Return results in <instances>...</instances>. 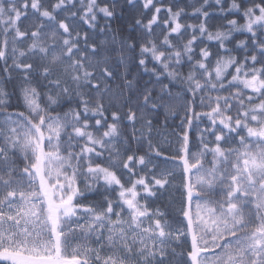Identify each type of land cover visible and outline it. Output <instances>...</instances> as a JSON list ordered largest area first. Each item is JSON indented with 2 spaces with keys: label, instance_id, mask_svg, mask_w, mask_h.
<instances>
[{
  "label": "snow or ice",
  "instance_id": "obj_1",
  "mask_svg": "<svg viewBox=\"0 0 264 264\" xmlns=\"http://www.w3.org/2000/svg\"><path fill=\"white\" fill-rule=\"evenodd\" d=\"M0 264H264V0H0Z\"/></svg>",
  "mask_w": 264,
  "mask_h": 264
},
{
  "label": "trees",
  "instance_id": "obj_2",
  "mask_svg": "<svg viewBox=\"0 0 264 264\" xmlns=\"http://www.w3.org/2000/svg\"><path fill=\"white\" fill-rule=\"evenodd\" d=\"M181 3L184 2V0H180ZM123 3V0H121V4ZM134 16H139V13L136 10H132V9H126L124 12H120L119 9H117V17L114 18L112 21H110L111 26L113 31L116 32H122L124 34V36H128V35H135V33H132L131 31V25L133 22V17ZM189 23H195L194 20H189ZM101 25H103L105 23L104 20L100 21ZM111 34H109L110 36ZM109 37H106L104 34H99L96 39L97 41H101V40H105ZM243 36H237V39H243ZM129 68L131 70V76L129 77L130 79L132 77H136L139 76V70L136 69L134 64H129ZM149 80V77L147 75H143L142 79H141V85H143L145 82H147ZM110 84H112V86L115 88L116 85H118L120 83V81H116L114 83L109 82ZM179 121H176V123H178ZM171 129L168 130H162V135L161 137H159L161 143L163 144V140L164 137L167 135V132H170ZM163 147L167 148L168 145L167 144H163ZM181 177L179 175V173L177 174V176L175 177V179L173 180V184L172 187L169 188L168 192L160 199H156L152 202V207L156 208L159 207L162 211H166V212H170L172 215H176L178 213V210L181 206L180 201L182 199L181 196V192H182V188H181ZM101 197L99 196H89V200L90 201H97L100 200ZM181 251L180 248L177 249V252Z\"/></svg>",
  "mask_w": 264,
  "mask_h": 264
},
{
  "label": "rangeland",
  "instance_id": "obj_3",
  "mask_svg": "<svg viewBox=\"0 0 264 264\" xmlns=\"http://www.w3.org/2000/svg\"><path fill=\"white\" fill-rule=\"evenodd\" d=\"M94 246V245H93Z\"/></svg>",
  "mask_w": 264,
  "mask_h": 264
}]
</instances>
